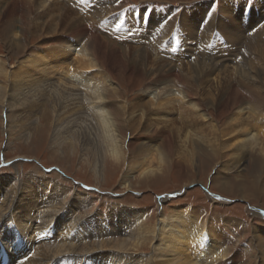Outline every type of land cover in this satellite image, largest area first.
<instances>
[{"label": "bare ground", "instance_id": "obj_1", "mask_svg": "<svg viewBox=\"0 0 264 264\" xmlns=\"http://www.w3.org/2000/svg\"><path fill=\"white\" fill-rule=\"evenodd\" d=\"M73 1L77 4L80 0H0V50L3 47L4 51L0 56V107L6 122L12 113L17 126L26 132L23 137L30 138L31 129L39 122V130H52L54 145L80 146L96 179L103 175L105 157L114 162L124 160L123 148L131 133L154 135L136 150L127 147L129 156L134 155L131 161L126 159L127 172L143 177L154 176L157 169L153 165L160 166L165 160L190 166L196 165L197 157L203 156V163L215 159L205 157L207 154L231 159L220 165L218 177H222L225 167L237 166L247 150L264 152L260 137L264 138L263 104L254 103L252 92L242 90L247 103L239 96L224 116L225 123L218 126L220 121L215 116L227 108L237 92L230 81L222 84L225 78L212 77L214 73L208 74L209 79L192 75L191 80L171 67L162 78H153L151 72L147 77L153 82L148 88L134 103L123 104L110 67L116 64L123 47L113 39L104 42L95 36L99 26L95 23L101 21L96 7L88 9L90 4L83 1L76 6ZM64 8L74 17L59 19ZM82 8L89 20L75 17L82 15ZM259 8L264 13V1ZM154 18L158 17L149 21ZM211 28L214 26L209 23L199 35H207ZM235 30L240 39L242 29ZM29 35H41L42 39L32 46ZM255 47L254 54L259 53L263 60L259 68L244 59L238 66L233 61L216 62L214 68L236 70L247 65L251 72L260 70L259 82L264 84V49ZM137 59L143 60L141 56ZM133 63H129V70L133 71ZM172 77L174 82L168 83ZM214 87L224 92L216 105L213 94L209 96V90L218 91ZM254 123L260 129L253 130ZM60 147L57 152L67 158ZM16 167L13 164V174H0V264H226L228 260L227 249L220 251L216 246L214 235L197 217L196 207L166 217L160 210L162 215L154 228L144 223L136 207L120 206L108 213L109 219L97 214L95 220L91 217L79 222L74 208H81L89 200L87 196L72 187L76 193L71 207L66 201L70 197L61 187L65 186L64 179L57 174L21 177ZM214 184L219 190L234 189L227 179H215ZM108 224L114 225L115 231L104 232ZM122 233L126 235L118 240L117 234ZM71 235L73 241L69 240ZM93 236L96 247H88L87 239ZM71 242L80 244V250H70ZM146 244L152 245L150 255L131 256V248Z\"/></svg>", "mask_w": 264, "mask_h": 264}, {"label": "rangeland", "instance_id": "obj_2", "mask_svg": "<svg viewBox=\"0 0 264 264\" xmlns=\"http://www.w3.org/2000/svg\"><path fill=\"white\" fill-rule=\"evenodd\" d=\"M82 1L90 4L86 6L88 9L96 7V12L100 14L101 21L95 23V26L99 24L95 36L103 38L104 42L113 39L123 47L121 56L115 59L116 64L110 66L113 67L112 78L120 88L123 104L134 103L141 91L153 82V78H162L167 68L171 67L189 79L196 74L209 79L208 74L214 73V78H225L222 84L230 81L237 93L227 108L220 109L215 116V120L220 121L219 127L225 123L224 116L236 103L234 100L242 96L243 103H247L244 89L252 92L255 104H263L261 114L264 115V84L259 82L260 70L251 72L247 65L245 68L240 65L239 70L219 66L214 68L216 62L225 64L233 61L238 66L243 59L253 63L252 67H260L263 60L254 51L257 50L255 46L264 49V13L259 11V3L264 0H98L99 3L96 0H80L77 4L73 1V4L79 6ZM62 4L70 8L66 3ZM228 5H232V8H227ZM69 10L64 8L59 19H71L73 15ZM81 14L75 17L89 20L85 17L88 13L84 8ZM253 14L255 18L251 19ZM152 16L158 18L149 21ZM209 23L214 28L207 31V35H199L207 30ZM235 28L242 29L238 33L240 39L236 37ZM29 38L28 43L36 46L42 36L29 35ZM2 54L3 47L0 56ZM138 56L143 60L139 61ZM129 63H133V71L129 70ZM151 72L152 79L147 77ZM171 82H174V77L168 83ZM217 89L209 90V96L213 94L214 105L224 94L223 89ZM204 99L211 100L208 97ZM8 116L9 122H6L4 109L0 107V174H13V164L17 165L15 172H19L21 177L35 174L53 177V174H57L66 181L65 186L61 187L70 197L66 200L69 206L72 207V198L76 193L72 187L89 199L81 204V208H74L79 222L91 217L94 219L97 214L107 219L110 216L108 213L120 206L136 207L140 209L144 223L154 228L162 215L160 210L166 217L177 214L181 209L185 211L188 207H196L197 217L208 228L210 235H214L216 246L220 251L227 249L226 264H264V152L247 150L237 166L229 164L225 167L222 177H218L220 165L231 159L212 157L210 154L205 157L214 160L203 163V156L197 157L196 165L190 166L186 165L187 162L176 165L173 159L172 162L165 160L160 166L153 165L157 169L154 176L143 177L137 172H127L126 159L134 157L132 154L129 156L127 150H136L139 144L148 142L154 135L131 133L126 138L128 148H123L124 160L114 162L105 157L103 175L96 179L86 157H82L84 152L80 146L54 145L52 130H39V122L31 129L32 136L26 139L27 136L23 137L26 132L17 126L12 113H8ZM254 125L253 130L260 129ZM132 137L135 140L132 141ZM59 147L67 158H63L61 151L57 152ZM215 179L224 182L227 179L233 191L219 190V186L214 184ZM50 180L55 181L54 178ZM111 219L108 223H111ZM112 226L105 227L104 232L109 233L111 228L115 231ZM117 235L118 240H123L126 234ZM94 236L87 239L88 247H96ZM72 237L69 240L73 241ZM79 245L71 242L68 247L79 251ZM85 246L81 245L83 250H87ZM140 247L131 248V256L137 258L151 254L152 245Z\"/></svg>", "mask_w": 264, "mask_h": 264}]
</instances>
